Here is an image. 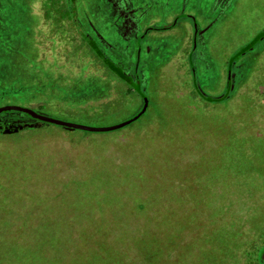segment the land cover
Wrapping results in <instances>:
<instances>
[{"label":"rangeland","instance_id":"rangeland-1","mask_svg":"<svg viewBox=\"0 0 264 264\" xmlns=\"http://www.w3.org/2000/svg\"><path fill=\"white\" fill-rule=\"evenodd\" d=\"M210 1L186 0L184 5L180 0H146L152 9L146 11L147 21L144 19L142 23L125 16L129 5L122 1L119 11L122 29L114 33L104 22L106 12L100 9L103 2L82 0V8L90 15L82 22L86 29L90 28L89 33L97 29L98 32L93 34L98 37L99 47L109 41L118 45L119 54H109V61L119 72L134 76L133 66L139 56L136 40L150 21L158 26L170 23L181 12V5L184 12L193 13L197 19L200 15H207L204 17L207 23L212 17V14L208 16ZM29 2L5 0L0 4V106L29 107L52 118L90 126L116 124L136 114L142 99L136 94L135 86L112 72L89 45L66 43L67 61L61 63L55 57L38 59L42 55L37 46L29 50ZM10 7H13L11 13ZM188 21L180 19L179 24L168 31H151L141 41L139 63L144 75L141 76L143 84L140 89L143 87L149 104L145 113L134 122L99 133L38 124L37 120L0 123V196L9 190L24 192L28 189L32 193L64 191L65 186L68 193L75 191L78 194V189L84 186L100 187L111 181L121 183L126 180L113 174L115 170L105 174V167H116L122 162L129 164L133 160H140L141 167L139 171L131 169L127 173L129 180L137 185L141 182L134 177L139 173L143 174L145 184H152L160 177L161 185H170L176 175H181L180 167L185 171L191 167V172H183L180 181L200 179L202 173L206 176L211 165L230 149L234 140L237 141L232 132L235 134L238 128L249 133L257 132L253 128L257 124L252 126L247 122L264 120L261 118L263 98L259 96L264 83V39L241 56L235 55L264 31V0H231L219 20L206 29L205 38L201 42L197 38L203 57L200 60L193 58L194 70L186 55L185 26ZM153 44L157 46L154 48ZM147 48L151 51L147 52ZM231 59L242 64L244 80L241 83L249 86L236 95L225 87L226 66ZM89 85L99 91L84 102L85 94L90 93ZM128 86L133 88L129 92ZM156 90L173 94V105L169 101L168 106L159 103V111L155 103L166 99ZM224 93H231L228 94L231 96L211 100ZM251 100L259 107L258 119L257 113L253 114L254 119L252 113H248L249 110L257 111ZM185 103L192 107L187 109ZM155 121L160 123L161 135L158 137L151 132L158 129L154 126ZM60 148L59 153L64 157L53 151ZM182 162H188V165L183 166ZM193 167H199L200 171L196 173L198 169ZM217 179L212 175L211 180ZM127 217L129 221L133 214ZM258 230L257 236L250 232L247 243H243L247 249L264 239V230ZM254 258L248 256L245 263L250 264Z\"/></svg>","mask_w":264,"mask_h":264},{"label":"trees","instance_id":"trees-1","mask_svg":"<svg viewBox=\"0 0 264 264\" xmlns=\"http://www.w3.org/2000/svg\"><path fill=\"white\" fill-rule=\"evenodd\" d=\"M98 57L106 62L101 53ZM129 87L128 92L132 90ZM88 90L84 102L99 91L93 85ZM156 91L166 99L155 103L159 111V103L168 106L169 101L173 105V94ZM22 120L34 119L17 111L0 113V123ZM154 126L158 129L151 132L158 137L160 123L155 121ZM243 131L238 128L232 132L237 141L200 179L180 181L191 167L187 171L174 167L181 175H176L170 185H161L160 177L145 184L142 173L134 177L141 182L137 185L127 173L141 167L140 160H133L105 167V174L115 170L113 174L128 183L84 186L78 194L68 193L66 186L65 193L7 191L0 196V264H240V260L246 264L248 256H255L250 264H263L258 256L261 245L247 249L243 243H247L250 232L264 228V221L260 225L264 188L251 179L253 175H244L248 167L242 174L237 167L259 164L264 154L249 150L261 143L260 137H246L249 133ZM59 150L62 148L53 149L55 155L63 156ZM193 168L198 169L196 173L200 171ZM253 169L258 171V167ZM212 175L217 181L211 180Z\"/></svg>","mask_w":264,"mask_h":264},{"label":"flooded vegetation","instance_id":"flooded-vegetation-1","mask_svg":"<svg viewBox=\"0 0 264 264\" xmlns=\"http://www.w3.org/2000/svg\"><path fill=\"white\" fill-rule=\"evenodd\" d=\"M98 1V0H95ZM104 4L103 7H100L101 10L106 12L105 16V23L113 29L114 33L115 32H120L121 31V26L120 23L122 22V18L119 15L120 7L122 4V1L129 5V7L126 9V15L130 18L133 19H138L142 22H144V19H146V11L148 9H152L149 3L146 2V0H101ZM181 3L185 5L186 0H180ZM5 3V0H2L0 4ZM82 0H30L28 3L27 7V18L29 22V27H28V35L29 37V50L31 51L34 49L35 46L38 48L40 51V54L42 57L38 59L44 60L45 58H50L55 57L57 59L58 63H61L62 61H67L66 59V52L65 47L66 43H77V44H86L89 45L90 49L95 51L97 56H99V53L102 54V57H105L106 62L108 65L112 68V72L117 73L118 76H121L122 78L126 80V82L130 84H134L137 81H139L140 86H142L143 81L141 76L144 74L143 68L140 66L139 63V56H140V51H141V46L140 43L141 41L146 37V35L151 32V31H168L177 24H179L180 19H188L189 21L187 22V26L185 28L187 29L185 33L187 34V48H186V55L188 59V63L190 67L193 69L192 66V61L193 58H198L199 60L201 57H203L202 53V48L198 49V42L197 38H200V42L202 38H205L204 32L206 31L207 28H209L211 25H213L215 22L219 20V16L223 13L225 9H227L231 5V0H211L210 1V6H209V14H212V17L210 16L209 21L206 23V20L204 17L207 15H200V18L197 19V17L193 13H187L184 12V8L182 9L181 5L179 7L180 13H178L171 21L170 23L167 22L164 25L158 26L157 24H153L155 22L150 21L146 27H144L143 31L139 34L136 40V45L138 48V57L137 59L135 58L134 66H133V75H126L121 72L115 67V65L112 64V62L109 61L108 55H117L119 54V50L117 49V46L114 42L109 41L108 43L101 44L102 48L99 47V41L98 37H96L93 33L98 32L97 29L93 27L91 24V28H94V32L89 33L87 30H90V28H87L83 25L84 20L89 18V13L85 12L84 8H82ZM109 4V6H105ZM5 6V5H3ZM13 10V7L9 8V12L11 13ZM148 14V13H147ZM89 15V16H88ZM123 16V17H125ZM200 20V26L197 25L198 21ZM91 23V22H90ZM183 25V24H182ZM185 25V24H184ZM200 27V28H199ZM91 31V30H90ZM5 35V37H4ZM1 35L4 38H6V34ZM189 35V36H188ZM264 39V38H262ZM260 41V40H259ZM258 41V42H259ZM3 42V40H2ZM135 45V46H136ZM154 48L155 44H153ZM254 46H252L249 50H251ZM78 49V47H77ZM148 49V48H147ZM107 50V51H104ZM155 50V49H152ZM151 49L147 52H150ZM156 51V50H155ZM196 54V55H195ZM242 55V54H241ZM76 56V55H75ZM29 59L31 57V54L28 55ZM109 67V68H110ZM114 69V70H113ZM191 69V70H192ZM194 70V69H193ZM263 77H264V66H263ZM243 66L240 63H237L236 61L229 63L226 66V90L228 92H236L234 95L237 94L238 91H243L248 85L245 83H241L244 78L242 77V72H243ZM114 72V73H115ZM60 75V73H58ZM127 77V78H126ZM132 86L134 87V85ZM255 87V85H254ZM130 89H133L132 87H129ZM135 88V87H134ZM143 91V87H141ZM243 88V89H240ZM248 89V88H247ZM245 91V90H244ZM261 95L260 97L263 98V103H264V83L261 86V89L259 90ZM231 94V93H228ZM226 95L225 98H229L231 95ZM225 95V93H224ZM222 95V96H224ZM233 98V97H232ZM252 102V100H251ZM253 107L257 109V111L252 112L249 110L248 113H252V118L254 119L255 116L253 117L254 113H257L256 119H258V114L259 112V107L258 105L253 101ZM251 107V106H250ZM261 114V113H260ZM263 115V116H262ZM261 118L263 119L264 117V104H263V114ZM252 120L247 122L251 123L252 126L253 124H257V127H253L257 129V132H248V131H243L246 133H249L246 137H260L261 143H256L255 146H251V152L254 151V153L259 154L263 153L264 154V131L260 132V129L263 128L264 120L259 119L257 122H251ZM245 126V125H244ZM254 134V135H253ZM250 155V154H248ZM244 167H248L249 170H244V175L252 176L251 179L255 180L260 183L261 189L263 190L264 188V158L261 163L259 164H250V163H244L241 164V166L237 167L238 174H242V170ZM255 167H258V171H253ZM246 169V168H244ZM264 192V191H263ZM264 197V193H263ZM261 222L260 225L262 226V221H264V214L262 218H260ZM258 221H256L255 225L258 226ZM264 230V228H263ZM260 233V230L257 229L254 235H258ZM262 237V236H260ZM261 245V250L258 254L260 261L264 264V239L258 243ZM263 248V249H262Z\"/></svg>","mask_w":264,"mask_h":264},{"label":"water","instance_id":"water-1","mask_svg":"<svg viewBox=\"0 0 264 264\" xmlns=\"http://www.w3.org/2000/svg\"><path fill=\"white\" fill-rule=\"evenodd\" d=\"M262 38H264V31L260 32L255 37V39L253 41H251L245 47H243L240 51H238L236 53L235 57L241 56V54H243L245 51H248L252 46H254ZM231 62H233V59L230 60L229 65L231 64ZM133 85L135 86L136 91L141 96V99H142L141 108L133 116L125 119L122 122L112 124V125L90 126V125H84V124H80V123H73V122L64 121V120H60V119H56V118H52V117L43 115V114H41V113H39V112L33 110L32 108H29V107H21V106H16V105L0 106V113L5 112V111H17V112L24 113V114L28 115L29 117H31L34 120H37L38 124H41V123L54 124V125H58V126H61L63 128H66V129H77V130H81V131H85V132H97V133L113 131V130L122 128V127L134 122L135 120H137L140 116H142L145 113V111L148 107L149 99L146 96V94L143 93L142 90L140 89L139 81H137ZM226 95L227 94L225 93L224 96H220L218 98H212L211 100H221V99H224L226 97Z\"/></svg>","mask_w":264,"mask_h":264}]
</instances>
